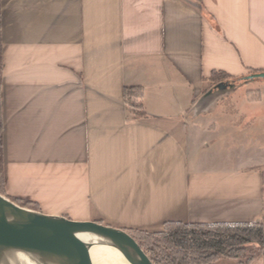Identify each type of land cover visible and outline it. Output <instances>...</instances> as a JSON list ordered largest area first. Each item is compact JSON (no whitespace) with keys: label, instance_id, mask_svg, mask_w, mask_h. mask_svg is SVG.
Listing matches in <instances>:
<instances>
[{"label":"crops","instance_id":"obj_1","mask_svg":"<svg viewBox=\"0 0 264 264\" xmlns=\"http://www.w3.org/2000/svg\"><path fill=\"white\" fill-rule=\"evenodd\" d=\"M0 16L5 198L126 231L264 224V84L242 110L207 102L262 82L264 0H0Z\"/></svg>","mask_w":264,"mask_h":264},{"label":"water","instance_id":"obj_2","mask_svg":"<svg viewBox=\"0 0 264 264\" xmlns=\"http://www.w3.org/2000/svg\"><path fill=\"white\" fill-rule=\"evenodd\" d=\"M247 78L264 80V72ZM95 246L116 248L128 264H153L123 229L47 215L0 195V264H98Z\"/></svg>","mask_w":264,"mask_h":264},{"label":"trees","instance_id":"obj_3","mask_svg":"<svg viewBox=\"0 0 264 264\" xmlns=\"http://www.w3.org/2000/svg\"><path fill=\"white\" fill-rule=\"evenodd\" d=\"M1 16H0V195H4L3 121L1 113ZM262 73L253 71V74ZM230 76L213 71L210 81L219 84ZM125 102L135 117L144 114L141 88H126ZM21 207L37 210L26 200L12 199ZM126 231V230H125ZM153 264H217L220 259H231L238 264H249L257 254L264 260V224L262 223H195L167 222L159 233L128 230Z\"/></svg>","mask_w":264,"mask_h":264},{"label":"rangeland","instance_id":"obj_4","mask_svg":"<svg viewBox=\"0 0 264 264\" xmlns=\"http://www.w3.org/2000/svg\"><path fill=\"white\" fill-rule=\"evenodd\" d=\"M262 82H248L247 85L241 86L238 88L236 93L234 95H227L226 94H220L216 93L211 98L207 101L208 103H217L219 102L220 104L227 105V106H234L237 109L242 110L244 106H248L250 101L248 100L249 96L247 95V89H253L257 84L263 83L264 80L260 79ZM236 84H238L241 81H234ZM263 102H264V97H263ZM240 115V114H239ZM209 162L212 163H218V162H223L221 158H215L213 156L207 155ZM227 163H233L234 161L230 159V155L227 157L226 161ZM30 209V208H29ZM217 264H238V261L236 260H231V259H220L219 261L216 262ZM249 264H264L263 257L259 254L256 255L254 260L250 262Z\"/></svg>","mask_w":264,"mask_h":264},{"label":"bare ground","instance_id":"obj_5","mask_svg":"<svg viewBox=\"0 0 264 264\" xmlns=\"http://www.w3.org/2000/svg\"><path fill=\"white\" fill-rule=\"evenodd\" d=\"M91 253L98 264H128L121 253L111 246H95Z\"/></svg>","mask_w":264,"mask_h":264}]
</instances>
